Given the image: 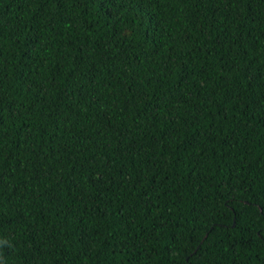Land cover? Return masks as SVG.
Segmentation results:
<instances>
[{"label":"trees","instance_id":"obj_1","mask_svg":"<svg viewBox=\"0 0 264 264\" xmlns=\"http://www.w3.org/2000/svg\"><path fill=\"white\" fill-rule=\"evenodd\" d=\"M0 264H264V0H0Z\"/></svg>","mask_w":264,"mask_h":264},{"label":"water","instance_id":"obj_2","mask_svg":"<svg viewBox=\"0 0 264 264\" xmlns=\"http://www.w3.org/2000/svg\"><path fill=\"white\" fill-rule=\"evenodd\" d=\"M232 225H233V223H232Z\"/></svg>","mask_w":264,"mask_h":264}]
</instances>
